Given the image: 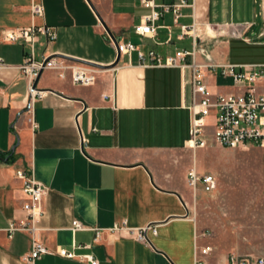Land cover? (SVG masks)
<instances>
[{"label": "crops", "instance_id": "crops-1", "mask_svg": "<svg viewBox=\"0 0 264 264\" xmlns=\"http://www.w3.org/2000/svg\"><path fill=\"white\" fill-rule=\"evenodd\" d=\"M179 1L152 0L155 6ZM89 2L0 0V264H89L60 256L61 249L91 255L97 264H195L206 235L191 214V193L195 199L198 193L188 185L183 159L192 148L191 69L153 66L148 54L165 59L195 52L181 66L200 67L210 95L239 94L228 71L264 64V0H186L177 19L172 12L161 15L152 37L133 31L153 10L141 0ZM34 4L42 5L41 16H32ZM99 17L119 43L136 48L120 54L116 65V47ZM31 25L48 27L55 40H1L5 32ZM182 26L191 29L187 35ZM240 45L254 48L262 60L241 62ZM30 55L97 70L89 86L72 84L69 71L64 78L43 71L35 127L23 113L28 90L19 69ZM206 123L211 133L213 117ZM18 170L45 187L34 237L49 252L31 262L33 236L16 232L9 238L7 232L11 221L26 216ZM73 222L81 229L74 231ZM116 226L155 232L146 230L140 242Z\"/></svg>", "mask_w": 264, "mask_h": 264}, {"label": "built area", "instance_id": "built-area-1", "mask_svg": "<svg viewBox=\"0 0 264 264\" xmlns=\"http://www.w3.org/2000/svg\"><path fill=\"white\" fill-rule=\"evenodd\" d=\"M146 8H153L148 16L143 17L140 22L133 27V31L140 37H152L156 29V21L165 12H172L177 19L180 16V9L187 6L186 0H180L177 4H161L155 6L152 0H141ZM158 8L156 10L155 8ZM33 17L43 14L42 5L34 4L30 7ZM191 29L182 26L183 35H187ZM38 36H45L49 40H55L56 35L48 27L31 25L26 28L10 30L2 35L1 40L7 43H15L20 40L33 45ZM136 50L131 43H119L120 54H130ZM117 51V49H116ZM195 52H177L172 57L165 59L158 57L154 52H149L148 58L151 65L158 67H184L191 69L190 85L192 87L193 104L191 107L192 120L190 131V142L192 148H204L211 142L229 149L243 148L248 145L264 148V64L253 66H241L236 71L230 67L228 74L233 78L236 87L241 89L239 94L215 95L209 94L206 86L202 82L199 74L200 67L182 65L181 62L188 56L194 58ZM138 59L144 62V55L138 53ZM1 63V59H0ZM27 81V101L23 113L27 116V121L35 127L33 120L34 103L41 98L43 92L34 86L40 72L45 70L57 71L61 78L65 77V71L70 72L71 83L78 86H89L97 75L95 68L74 65L63 58L43 57L36 61L32 55L27 57L19 67ZM213 117L212 132L208 133L206 119ZM18 179L22 181V193L27 198L23 205L26 216L22 220L11 221L8 225V237L11 238L16 232H26L32 237L31 252L29 261L47 254L48 249L37 240L34 235L37 231L36 223L42 217L44 210L42 201L45 196V187L33 176L26 174L22 170L16 172ZM188 185L195 191L197 185L202 186L206 193H212L216 189V180L212 175H199L195 168L188 172ZM124 227H115L114 230ZM72 229L79 230L81 225L73 222ZM126 229V228H124ZM153 227L149 226L140 230L126 229L129 234L134 235L137 241L145 242V232ZM96 238L100 231H96ZM88 248V246H84ZM210 245L202 246L197 250L195 264H209L207 257L212 253ZM62 257L73 259L79 257L80 260L89 264H97L91 255L76 256L75 253L65 249L58 251ZM227 264H264V259L255 260L238 258L234 255L228 257Z\"/></svg>", "mask_w": 264, "mask_h": 264}, {"label": "rangeland", "instance_id": "rangeland-1", "mask_svg": "<svg viewBox=\"0 0 264 264\" xmlns=\"http://www.w3.org/2000/svg\"><path fill=\"white\" fill-rule=\"evenodd\" d=\"M240 49L241 62L262 60L254 48ZM183 156L187 173L195 168L216 180L212 193L202 192L200 184L196 199L191 193V214L206 235L201 245L215 248L211 264H223L220 256L264 259V148L229 149L209 139L206 147L187 148Z\"/></svg>", "mask_w": 264, "mask_h": 264}, {"label": "water", "instance_id": "water-1", "mask_svg": "<svg viewBox=\"0 0 264 264\" xmlns=\"http://www.w3.org/2000/svg\"><path fill=\"white\" fill-rule=\"evenodd\" d=\"M88 2H89V0H88ZM89 3H90V2H89ZM90 5H91V3H90ZM91 7L93 8L92 5H91ZM93 9H94V8H93ZM99 20H100L101 25H102L103 28H104V31H105L106 35L111 39V41L114 43V45H115V47H116V49H117V56H116V60H115V63H114V65H116V64L118 63L119 59H120V53H119V51H118V41L116 40V38L113 36V34L111 33V31L108 29V27L105 25V23L103 22V20H102L100 17H99ZM41 73H42V72L39 73V75H38V77H37V79H36V81H35L34 86H36L37 81H38V79H39Z\"/></svg>", "mask_w": 264, "mask_h": 264}, {"label": "trees", "instance_id": "trees-1", "mask_svg": "<svg viewBox=\"0 0 264 264\" xmlns=\"http://www.w3.org/2000/svg\"><path fill=\"white\" fill-rule=\"evenodd\" d=\"M5 155L4 154H0V157L3 159V157H4Z\"/></svg>", "mask_w": 264, "mask_h": 264}, {"label": "bare ground", "instance_id": "bare-ground-1", "mask_svg": "<svg viewBox=\"0 0 264 264\" xmlns=\"http://www.w3.org/2000/svg\"><path fill=\"white\" fill-rule=\"evenodd\" d=\"M191 146H192V143L190 142Z\"/></svg>", "mask_w": 264, "mask_h": 264}]
</instances>
